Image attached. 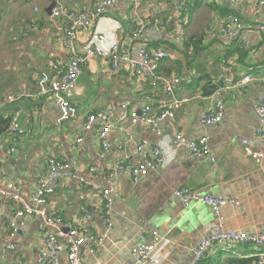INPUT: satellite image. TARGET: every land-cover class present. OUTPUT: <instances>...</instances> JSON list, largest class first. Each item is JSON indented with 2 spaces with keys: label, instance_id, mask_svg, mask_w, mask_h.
<instances>
[{
  "label": "crops",
  "instance_id": "1",
  "mask_svg": "<svg viewBox=\"0 0 264 264\" xmlns=\"http://www.w3.org/2000/svg\"><path fill=\"white\" fill-rule=\"evenodd\" d=\"M55 1V7L65 10L60 17L46 12L52 0H0V135L17 109L22 110L20 125L25 130L20 138L0 140V185L12 182L26 195L32 194L37 178L46 171V159L64 160L68 169L57 178L59 187L50 196L47 207L71 226H75L83 207L92 212V220L83 222V226L103 236L104 241L89 258L90 264H136L130 255L131 248L139 236L152 240L153 233L158 240L157 264L187 263L204 226L215 224L216 216L209 207L199 204L183 208L173 196V191L182 187L236 199V207L226 206L220 211L223 226L249 235L260 232L264 228V140L255 137L258 124L255 103L257 95L264 91V75L260 73L264 67V35L252 26L264 23V4L259 5V0H241V8L236 10L213 0L188 3L183 8L184 44H177L173 37L167 36L177 29L174 16L177 0H114L113 6L88 31L78 32L75 48L82 54L90 42L105 50L113 43L120 45L143 21L158 18L164 25V29L145 33L141 41L148 49L161 46L168 52V59L159 67L158 78L170 73L179 75L182 80L175 98L185 102L174 119L161 124L160 136L140 124L132 126L129 136L118 121L121 105L127 104L129 111L140 112L145 94H154L152 99L156 102L163 100V92L160 80L151 87V78L129 75L123 62L113 71L107 58L97 54L88 58L69 95L78 110L72 120L58 124L60 112L53 99L38 96L39 75L52 77L55 63L68 61L64 46L71 18L92 10L102 0ZM229 12L236 13L245 26L240 35L235 39H207L206 31L217 29ZM202 33L203 39L195 42ZM223 57L234 64L235 79L251 74L259 80L230 87L225 78H220V85L226 87L221 91L222 120L216 127L205 126L201 117L212 103L206 94L208 82L221 75L227 77L219 67L218 61ZM7 95L18 99L2 106L1 100ZM105 109L113 112L108 134L112 147L100 158L99 126L85 131L84 124L88 114ZM177 133L184 143L175 149L163 170H150L135 186L127 175H118L112 227L107 230L98 219L100 202L95 188L105 187L107 173L116 164H142L137 144L144 141L150 146H164ZM204 136L208 137L214 163L191 156L186 147V142ZM243 141L261 154L259 161L245 154ZM10 146L14 147L13 153L8 151ZM95 163L97 170L89 173V167ZM18 207L12 200L0 206V264H35L41 240L38 221L23 219L20 222L23 226L20 223L17 226L16 237L12 240L8 237V224ZM11 243L14 250L8 249ZM217 249L214 246L208 256L215 259ZM253 251L264 253L258 248Z\"/></svg>",
  "mask_w": 264,
  "mask_h": 264
},
{
  "label": "built area",
  "instance_id": "2",
  "mask_svg": "<svg viewBox=\"0 0 264 264\" xmlns=\"http://www.w3.org/2000/svg\"><path fill=\"white\" fill-rule=\"evenodd\" d=\"M134 2L137 0H133ZM193 0H177L174 9L176 20V31L172 30L169 39L172 37L175 43L182 44L184 35L185 15L182 11L186 4ZM215 3L224 6H234L236 10L241 8V0H213ZM259 5L264 4V0H259ZM114 0H102L97 2L94 8L88 12H83L71 18L65 36L67 43L64 48L68 53V61L62 64L60 61L55 63V73L52 77L47 74H40L37 79V94L43 98H52L54 104L59 109L60 116L58 124L74 119L78 115L76 105H74L69 95L77 85V79L83 72V67L88 58L97 54L102 58L110 60L113 71L119 69L121 62L125 63L129 75L136 78H151L149 85L156 86L160 80L162 98L153 101L154 94H145L143 105L140 112L129 111L127 104L121 105V114L119 122L123 125L124 131L130 136L132 126L140 124L154 133L161 135V124L166 120L174 119L175 112L180 108L185 100L175 98L176 92L180 88L181 79L174 73H170L164 78H158V70L162 62L168 59V52L161 46L148 49L142 37L145 33L154 32L158 29H164V25L158 18L149 22H141L136 25L130 33L128 39L120 45L111 44L109 49H102L100 46L87 43L83 48V53L79 54L75 48L78 32L88 31L96 19L102 17L107 10L112 7ZM37 11V9H35ZM65 10L60 7H53L51 15L60 17ZM223 26L217 29H209L206 32L207 39H235L245 28L243 23L236 16L227 17L223 20ZM252 28L264 35V23H257ZM94 34V33H93ZM92 34V35H93ZM96 37V36H95ZM91 39V38H90ZM134 50V54H133ZM219 67L226 76H220L213 80L212 84L216 87L214 93L210 96L211 105L203 112L201 121L205 126L216 127L222 120L224 104L221 100V91L226 87L221 86V79L230 87L245 86L259 80L255 75L243 74L239 79H235L234 64L230 60L223 58L219 62ZM264 75V67L261 72ZM18 98L13 95H7L1 100V105L5 106L16 101ZM22 110L17 109L13 112L3 135L0 140H15L25 134V130L20 125V115ZM255 114L257 116V127L255 137L264 140V91L257 95L255 103ZM113 112L111 109L97 111L88 114L84 124L85 131H92L93 125H98L97 138L101 146L100 158L111 149L108 141V134L112 129ZM208 137L204 136L195 141L186 142V147L191 156L197 159H208L211 163L215 162V156L207 143ZM77 139V143H81ZM184 143V138L177 133L174 139L164 146H150L147 142H140L136 146V151L143 157V162L137 166H125L116 164L108 171L106 176V185L103 188H95V194L99 199L98 219L102 221L107 230L112 227L113 199L117 196L118 175H127L132 185H137L142 176L150 170L155 172L164 169L166 164L172 158L175 149ZM242 146L246 155L255 161L261 159V154L255 152L248 141H243ZM8 151L13 153L14 147L10 146ZM46 171L43 176L37 178L35 191L26 195L21 188H17L12 182L2 183L0 185V206L8 200L16 202L19 207L14 212L9 222V239H14L17 234L18 224L25 218H32L38 221V228L41 234L40 244L35 255V264H90L89 258L95 254V251L104 241L100 236L83 226V222L91 221L93 214L88 209H81V216L77 218L75 226L64 222L61 217L50 213L48 210V200L59 187L57 178L67 169L68 164L64 160L47 158L45 162ZM98 163L89 167L88 172L94 173L97 170ZM173 196L182 204L183 208H190L194 205H203L209 207L216 216L215 224L205 225L203 233L196 246L190 250V260L185 264H200L201 261L210 253L216 245L231 246L236 244H253L254 247L264 246V228L252 235L246 232L227 229L223 226L221 209L223 207H236L238 202L230 197H221L202 192L200 189H190L186 187L177 188L173 191ZM23 226V223H20ZM158 243L156 233H153L152 240H148L144 235L139 236L137 243L131 248L130 255L136 264H157L155 257L156 245ZM14 250L15 246L11 243L8 247ZM264 255L259 256L263 258ZM260 264H263L261 262Z\"/></svg>",
  "mask_w": 264,
  "mask_h": 264
},
{
  "label": "trees",
  "instance_id": "3",
  "mask_svg": "<svg viewBox=\"0 0 264 264\" xmlns=\"http://www.w3.org/2000/svg\"><path fill=\"white\" fill-rule=\"evenodd\" d=\"M194 1L195 0H193L192 2H189V4L195 3ZM226 15L227 16H225L224 18H227L230 16H236L237 18H239L236 15V13H234V12H232V13L229 12ZM240 21H241V19H240ZM221 26H223V23L217 25L218 28ZM203 36L204 35L202 33L200 36H198V38L195 42H200L201 38L203 39ZM205 37H206V33H205ZM211 40H217V38L211 39ZM223 58H221V59H223ZM225 58H227V57H225ZM220 60L218 62H220ZM177 76L181 79V77L179 75H177ZM212 81L213 80L208 82L209 88H208V91L206 93V94H208V96L209 95L211 96L214 93V91L216 90V87L212 84ZM252 247L250 245H246V244H240V245L236 244L233 246H221L216 250V253H218V254H217L215 259H212L210 256L207 255L201 261L200 264H258L259 257H257L255 255V251H253V250L257 249V248L259 250H264V246L253 247L254 249ZM240 248H241V250H240ZM250 254H253V255H250Z\"/></svg>",
  "mask_w": 264,
  "mask_h": 264
},
{
  "label": "water",
  "instance_id": "4",
  "mask_svg": "<svg viewBox=\"0 0 264 264\" xmlns=\"http://www.w3.org/2000/svg\"><path fill=\"white\" fill-rule=\"evenodd\" d=\"M56 5V1L52 0V3L48 6V8H46V12L51 13V10L53 7H55Z\"/></svg>",
  "mask_w": 264,
  "mask_h": 264
},
{
  "label": "bare ground",
  "instance_id": "5",
  "mask_svg": "<svg viewBox=\"0 0 264 264\" xmlns=\"http://www.w3.org/2000/svg\"><path fill=\"white\" fill-rule=\"evenodd\" d=\"M182 13H183V11H182ZM238 245H240V244H238ZM251 246H253V244H251ZM254 247V246H253ZM257 257H259V256H261V255H264V253H256L255 254ZM261 262H263V264H264V257L263 258H259V261H258V264H260Z\"/></svg>",
  "mask_w": 264,
  "mask_h": 264
},
{
  "label": "rangeland",
  "instance_id": "6",
  "mask_svg": "<svg viewBox=\"0 0 264 264\" xmlns=\"http://www.w3.org/2000/svg\"><path fill=\"white\" fill-rule=\"evenodd\" d=\"M216 246H217L218 248L221 247V246H219V245H216ZM231 246H233V245H231Z\"/></svg>",
  "mask_w": 264,
  "mask_h": 264
}]
</instances>
